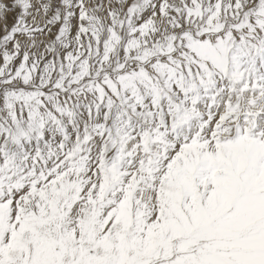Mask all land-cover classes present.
Returning a JSON list of instances; mask_svg holds the SVG:
<instances>
[{"label": "snow or ice", "instance_id": "obj_1", "mask_svg": "<svg viewBox=\"0 0 264 264\" xmlns=\"http://www.w3.org/2000/svg\"><path fill=\"white\" fill-rule=\"evenodd\" d=\"M0 264H264V0H0Z\"/></svg>", "mask_w": 264, "mask_h": 264}]
</instances>
